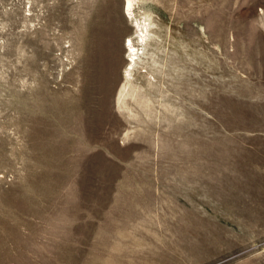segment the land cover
<instances>
[{
  "label": "rangeland",
  "instance_id": "1",
  "mask_svg": "<svg viewBox=\"0 0 264 264\" xmlns=\"http://www.w3.org/2000/svg\"><path fill=\"white\" fill-rule=\"evenodd\" d=\"M122 6L0 0V264H264V0Z\"/></svg>",
  "mask_w": 264,
  "mask_h": 264
},
{
  "label": "bare ground",
  "instance_id": "2",
  "mask_svg": "<svg viewBox=\"0 0 264 264\" xmlns=\"http://www.w3.org/2000/svg\"><path fill=\"white\" fill-rule=\"evenodd\" d=\"M122 14L125 18L133 15V9L135 3L138 0H122ZM145 23V22H144ZM139 28L140 34L137 38L140 44L145 45L148 35L147 26L145 24L136 23ZM138 32V31H137ZM115 33L114 26L112 22L105 23L103 21L99 22L98 25L93 27L90 37H88V48H89V65L91 67V73L93 80L98 87H102L103 91H110L114 80V69H115V59L112 57V53L115 50ZM147 45V44H146ZM123 47L129 52L128 57L133 62L129 70H125V79L130 77L132 73L138 72L137 74L142 77L147 85H153L155 76L151 65L147 62L144 63L143 72L139 71V64L142 62V55H139L138 48L133 44V40L129 37L123 42ZM114 54V53H113ZM142 54V53H140Z\"/></svg>",
  "mask_w": 264,
  "mask_h": 264
}]
</instances>
